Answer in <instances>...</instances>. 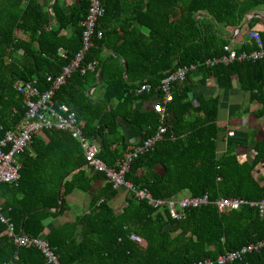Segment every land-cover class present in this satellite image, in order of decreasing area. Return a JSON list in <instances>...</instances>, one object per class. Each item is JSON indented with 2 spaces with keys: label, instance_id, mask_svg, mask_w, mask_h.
<instances>
[{
  "label": "trees",
  "instance_id": "obj_1",
  "mask_svg": "<svg viewBox=\"0 0 264 264\" xmlns=\"http://www.w3.org/2000/svg\"><path fill=\"white\" fill-rule=\"evenodd\" d=\"M49 1L0 0V139L15 129L26 110L14 83L34 82L40 91L47 89V77L57 75L82 48L81 23L88 0L73 8L56 0L55 24L50 29ZM102 5L105 12L82 61H97L98 66L85 74L74 72L55 92V104L69 106L84 137L99 141L100 159L117 168L123 154L143 144L159 125L153 109L134 110L135 101L150 96L136 90L144 84L156 89L178 67L197 65L184 81L172 86L165 133L132 160L124 177L154 199L206 194L209 203L188 208L183 217L174 219L167 206L153 208L129 191L126 205L116 213L109 201L119 189L86 164L81 143L71 133L52 129L33 136L18 155L20 178L0 184V214L13 225L15 235L23 224V235L46 239L61 264H192L263 240L264 217L256 206L246 204L220 213L215 202L241 198L257 203L264 198V131L260 139L250 135L245 141L228 139L218 153V134L223 129L218 125L219 95L200 97L194 104L189 78L198 71L203 79L212 77L220 90L232 88L235 78L239 90L249 96L239 114L256 103L254 114L264 120V57L204 64L226 54L224 46L231 45L238 54L256 50L248 35L251 31L259 33L264 48V29L255 28L262 19L246 18L264 11V0H133L122 18L119 12L113 17L109 0H102ZM109 16L116 27L105 25ZM68 26L74 28L73 36H60ZM237 28H243L238 42L224 34L225 29ZM105 49L111 53L104 54ZM100 67L103 96L93 101L88 90L97 82ZM119 118L131 126L137 143L129 144L119 135ZM239 147L251 148L250 160H240ZM99 180L105 184L92 189ZM76 189L92 194L89 212L46 232L45 221L67 210L66 198ZM0 264L46 262L36 247L17 246L8 235L7 223L0 220ZM225 264H264V247Z\"/></svg>",
  "mask_w": 264,
  "mask_h": 264
},
{
  "label": "built area",
  "instance_id": "obj_2",
  "mask_svg": "<svg viewBox=\"0 0 264 264\" xmlns=\"http://www.w3.org/2000/svg\"><path fill=\"white\" fill-rule=\"evenodd\" d=\"M105 10L102 0H88L87 13L81 23L82 31V48L75 57L62 67L60 72L55 76H48L47 89L40 91L34 82L16 81L14 87L22 96L25 106V113L14 130H9L0 139V184L15 182L20 178L21 165L18 162V155L27 149L32 137L46 130H62L71 133L80 143L84 152L86 164L94 170L105 174L107 180L112 183L114 189L123 188L127 192H133L136 200H144L153 208L167 206L170 216L179 219L184 216L188 208H196L209 203L208 196L205 194L201 197H181L177 200L154 199L146 189H134L132 184L125 180V174L129 171L132 160L139 154L151 149L155 142L161 138L166 131L168 122V113L166 106L172 101V86L176 82H182L187 75L195 71L197 65L178 67L175 71L168 73L160 82L159 86L154 89L159 94L158 103L153 110L159 114V125L155 133L143 141L141 145H134L132 150L123 154V157L117 164V168L107 166L99 157L100 144L96 139L89 140L82 134L77 123L75 114L65 104L56 105L54 102L55 92L60 86L66 83L68 78L76 71L85 74L87 71H94L98 66L97 61L82 63L85 53L92 45V37L95 33L98 19L104 14ZM100 34H98V37ZM249 38L253 39L257 49L248 53H236L231 45L224 46L226 54L214 59H207L204 64L213 66L216 63L228 64L234 60H256L264 57L263 43L257 31H251ZM150 92L152 87L148 84L141 85L136 92ZM233 135L232 132L228 133ZM220 213H227L232 210H238L242 205L250 204L258 208L260 216L264 217V198L257 203H250L241 198H221L215 202ZM0 220L7 223L8 235L14 240L17 246L36 247L43 255L46 264H61L58 260L55 249L43 237L29 238L23 234L15 235L13 225L9 220L0 214ZM138 240V239H137ZM264 247V239L250 243L239 250L226 252L218 255L215 260L203 259L192 264H225L235 260H241L247 253L259 251Z\"/></svg>",
  "mask_w": 264,
  "mask_h": 264
},
{
  "label": "crops",
  "instance_id": "obj_3",
  "mask_svg": "<svg viewBox=\"0 0 264 264\" xmlns=\"http://www.w3.org/2000/svg\"><path fill=\"white\" fill-rule=\"evenodd\" d=\"M43 1L44 0H40V3H42ZM55 1L56 0H50L47 5V10L50 16L49 29L53 27L55 24V17L52 12V5L54 4ZM80 2L81 0H60L62 6L69 8H73L74 6L78 5ZM129 3L133 4V0H109V10H113L112 13L113 17L118 12H119V17L121 18L125 17L128 14V12L125 11V7ZM120 4L122 5V7L116 12L115 9ZM256 12L261 14L264 13V11H256ZM109 17H110L109 21H107L105 25L109 27H116L117 26L116 20L113 21L114 20L112 19L113 17L111 16ZM260 19L262 20L255 25V28H257L258 30H263L264 18H260ZM247 20L249 19L247 18ZM242 29L243 28H241V30L237 33L235 32V30L225 29L224 34H226L227 37L230 38L232 41L234 40L238 42L241 40L242 37L241 35ZM74 32H75L74 28L72 26H68L67 28L63 29L60 32V36L69 38L73 36ZM142 32L147 33V30L142 29ZM110 53L111 52L109 49L104 50V54L108 55ZM100 69L102 70V67H100ZM125 69H126V63H124V70ZM123 76L126 77L127 72H124ZM98 80H99V72H98ZM98 80L93 86H90L88 90L89 98L93 101H99L103 96L102 90L99 88V86L102 83V80L101 82H98ZM232 82H233L232 88L226 90H220L218 89L215 80L212 77L203 79L198 71L191 74L189 78V83L192 89L191 99L194 104L197 103V99L200 97L206 99L212 94L219 95L220 104L218 109V125L223 129L222 132L218 134L219 135L218 136L219 138L217 140L218 153H221L226 148V142L228 139L234 138L239 141H245V137L247 135L253 136L256 139L257 138L260 139L261 134L264 131L263 130L264 120L258 118L254 114L255 110L258 107L256 103H251L248 106L249 112L242 113L241 115L239 114V108L241 106L247 107V104L249 102V96L248 94L242 93L239 90L235 78L232 80ZM146 93L150 94L149 98L146 100L135 101L133 103L134 110H138L140 112L152 110L154 105L158 103L159 97L154 90L152 94L151 91ZM134 94L137 95V93ZM230 131L234 133L233 137L228 135V132ZM118 133L120 136L124 137L127 143L129 144H134L138 141V138H136V135L132 130L131 126L128 124L126 120L121 118L118 119ZM250 151L251 148L249 147L247 148L239 147L237 149V153L240 160L242 161L250 160L251 158ZM104 184L105 182L103 180L96 181L93 184L92 189L100 188ZM127 196H128L127 191L123 188H120L119 191H117L116 195L113 196L112 199L109 201V206L116 213H119L126 205ZM91 199H92V194L90 192H83L78 189L74 190L66 198V204L68 206L67 210L45 221L46 232L59 225H64L66 223H74V221L78 217L87 214L89 212ZM58 211H60V209Z\"/></svg>",
  "mask_w": 264,
  "mask_h": 264
},
{
  "label": "water",
  "instance_id": "obj_4",
  "mask_svg": "<svg viewBox=\"0 0 264 264\" xmlns=\"http://www.w3.org/2000/svg\"><path fill=\"white\" fill-rule=\"evenodd\" d=\"M252 17H260V18H264V13H258V12H252V13H249V14H247L246 15V18H248V19H250V18H252ZM238 31H240V28H237V29H235V32L237 33ZM101 80H102V70L100 69V71H99V80H98V82H101ZM58 199H59V203H60V195L58 194ZM54 211H58L59 209H53ZM22 231H23V224H21V226H20V232H19V234H22Z\"/></svg>",
  "mask_w": 264,
  "mask_h": 264
},
{
  "label": "rangeland",
  "instance_id": "obj_5",
  "mask_svg": "<svg viewBox=\"0 0 264 264\" xmlns=\"http://www.w3.org/2000/svg\"><path fill=\"white\" fill-rule=\"evenodd\" d=\"M249 35V34H248ZM154 90V89H153ZM157 94H158V92L157 91H155ZM158 97H159V94H158ZM137 143V142H136ZM135 144V143H134ZM173 201V200H172Z\"/></svg>",
  "mask_w": 264,
  "mask_h": 264
}]
</instances>
